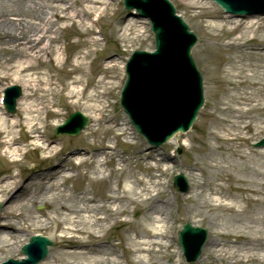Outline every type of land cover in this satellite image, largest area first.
<instances>
[{
    "label": "bare ground",
    "instance_id": "1",
    "mask_svg": "<svg viewBox=\"0 0 264 264\" xmlns=\"http://www.w3.org/2000/svg\"><path fill=\"white\" fill-rule=\"evenodd\" d=\"M91 3L104 4L103 0H0V85L12 80L24 90L15 121L0 112V155L23 153L20 138L13 131L21 127L27 129L31 140L28 148L39 147L46 155L43 160L52 161L49 169L25 176V182L20 171L0 177V202L6 205L0 220V257L10 253L20 232L37 230L52 232L54 237L59 233V244L69 249L49 254L42 264H121L114 253L121 243L108 244L104 237L111 229L124 225L126 238L122 245L128 264H164L161 260L173 246L169 226L173 204L171 199L162 198L166 191L161 183L152 182V176L148 181L137 178L129 160L112 152L110 148H115L108 141L99 139L100 127L95 130L92 125L84 134V139H92L90 149L73 148L64 160L59 158L62 149L48 144L41 133L43 115L55 119L61 116L52 110L57 96L86 111H95L99 126L105 120L104 113L110 107L105 96L112 83L99 78L90 94L88 86L80 91L76 88L89 83L87 60L91 53L80 51L81 47L89 48L88 39L74 42L79 50L71 60L75 68L70 76L78 74L74 80L60 87V81L57 83L50 75V67L63 71L69 61L62 57L64 30L75 25L84 34L87 32L90 15L97 9H92ZM185 6L201 9L200 18L216 20L206 26L207 37L213 43H205L203 50L210 53L219 47L230 55L219 65L224 88L219 116L213 118L208 131L215 144L208 145L211 151L204 152L201 162L191 167L193 184L184 197L188 217L199 218L209 226L205 256L198 264H264V151L243 150L247 142L264 134V15L220 18L204 4L188 2ZM101 17L99 13L98 20ZM61 22L64 26L59 25ZM223 22L228 24L229 40H218L217 34L209 31H216ZM136 28L135 21H127L122 33L126 35V31ZM53 44H57L56 51ZM91 44L98 47L100 39L92 38ZM42 64L47 71L33 74ZM169 83L177 101L185 104L182 91L172 80ZM157 97L160 101L166 99ZM112 158L117 160L118 168L108 171L105 166ZM22 161L13 160L16 169ZM147 165L151 172L159 167ZM80 168L86 172L77 173ZM194 171L200 175L195 177ZM210 176L213 181L207 180ZM77 180L87 181V185L76 186L73 182ZM99 183L104 184L101 191L96 187ZM38 205L47 210L37 213L34 208ZM138 209L143 210L140 218L131 219ZM177 261L179 264L180 258Z\"/></svg>",
    "mask_w": 264,
    "mask_h": 264
},
{
    "label": "rangeland",
    "instance_id": "2",
    "mask_svg": "<svg viewBox=\"0 0 264 264\" xmlns=\"http://www.w3.org/2000/svg\"><path fill=\"white\" fill-rule=\"evenodd\" d=\"M177 8L178 13L184 18L186 23L189 25L192 32L195 33V35L198 37V43L194 47L192 51L193 58L196 62L197 67L199 68V71L202 74L203 80H204V95H205V104L202 110L199 112L198 117L196 121L193 124L192 129L185 133L181 134L180 137H174L172 140H170L168 143L158 147V148H152L149 149V146L146 142V140L140 136L137 132L134 130L135 134V141L138 142L136 146H133L131 144L132 139L129 137V133H133V127L131 126L128 117L126 114H124L122 107L120 105V94L125 82V77L122 72V69H124L129 57L132 55V53L135 50H145V51H152L154 50V38L153 34L151 33V23L148 19H141L137 18L134 11H128L123 7L122 0H103L104 4H89L92 9H95L92 11V15H98L99 13L102 14L103 18L100 22L103 30V38L105 39L106 45L100 47V51L98 53L97 58L95 59L94 63L92 64V68L90 69V74L86 78V80H89V83L85 82L83 86L86 84L88 85L87 88V94H90L95 86V81L99 78L104 77L105 81L107 83H112L110 86L109 94L105 96V99L110 102L111 107L107 109V111L104 113L105 120L102 123V126H99L96 122V118L98 116L95 111H86L84 107L81 105H72L71 103H68L66 98L64 96H57L55 98V108L52 110H57L61 113V116L57 119L55 118H47L45 120V123L40 124L43 130L45 131V138L49 141H52L53 145L60 149L62 145L67 148V150L72 149L74 147H80V148H87L90 149V140L84 139V133H86L90 126H93L95 130H97L100 127L99 130V139L106 141V143L109 142L110 146L115 147V151L112 150V152H115L117 155L124 157L126 160H129V167L131 169L135 170V174L137 178L139 179H145V181H148L149 178L152 176L154 177L152 182L155 181L157 183H162L163 187L167 189L166 196H164V199H171L173 202V215L171 216L172 219L170 223L174 227V239L172 241L173 247L168 252V256L161 260L164 264H173V262L176 260L175 257L179 254V252L182 255V264H188L185 261V258L183 257V254L181 252V249L179 247V232L182 229V226L186 222H191L194 226H199L202 228H205L208 232V238H209V226L207 222H200L199 218H189L184 197L186 194H183L179 192V190L174 186L173 179L178 174H184L186 178L188 179L189 188L193 184L192 176H191V167H194L196 165V161L199 163L200 158L203 156L204 152H210L211 150L208 148V145L211 146L215 144V141L213 139H209L210 136H208V131L210 129L209 125L211 124V121H213V118L218 115V109L220 107L219 100L220 97L222 98L221 92L223 91L224 84H223V77L220 72V63L225 60V57L230 56L226 54V51L221 50L219 47L218 49L211 50L210 53H207L203 50V47L205 43L211 42L208 37L207 33L205 31L207 24L210 25L211 23H215L216 20L213 19H206V18H200L198 15L201 13V9H189L185 6L186 3H199L204 4L206 8H210L211 14H214L216 16H219L220 18H223L226 14L223 12V10L212 0H170ZM86 5V4H85ZM98 10V11H97ZM232 17H236V19H245L241 16L239 18L238 16L231 15ZM53 20H56V18H52ZM127 21H135L137 23V28L133 31H126V35L122 33V30L125 28V25L127 24ZM72 22H67V25H71ZM226 23H222V27L218 28L216 31L213 32L211 28H209V31L214 33L217 36L218 40H229L231 36L226 32V29L228 28V24L224 25ZM60 26H64V23H59ZM222 28L224 30L222 31ZM83 29L73 25L71 28L64 30L63 34H61V39L63 41L67 42V51L69 53L70 60L67 64L64 66V70L60 71L55 69L53 66L50 67V75H52L55 79V81L59 83L58 85L61 87V85H65L67 82H70L74 80L75 77L78 76V74L70 76V71H73L74 64L72 58L77 53L78 47L74 45L75 41L80 42L81 40L88 39L86 43H89V48L87 47H81L80 51L82 53H86L88 50L91 53V41L93 33L88 28L87 32L84 34ZM218 35L222 36L219 37ZM217 40V41H218ZM213 43V42H211ZM57 44H53L54 50L57 47ZM1 47V46H0ZM248 48H251V46H248ZM246 47V49H248ZM1 49V48H0ZM56 51V50H55ZM55 53V52H54ZM0 54H2L0 52ZM236 57H239V54H235ZM91 57H93V54L91 53ZM90 57V58H91ZM208 61H211V65H209ZM52 65L55 64V62L51 63ZM45 65L42 64L39 66L38 70H34L33 74L40 75L41 73H45L47 70L44 68ZM213 69V70H212ZM18 85L20 88L23 89V87L19 84H14L12 80L4 81L3 84L0 85V94L1 92H5V89H7L9 86ZM83 86L76 85V88L78 91L82 89ZM98 91H100L98 89ZM23 92V91H22ZM21 97L17 101L16 106V113L12 116L14 118H11L12 121H15L16 115L19 113V108L21 103L20 100ZM229 99V97H227ZM75 111H80L82 114H84L88 119L90 120V124L87 126V128L82 132V134L78 137H70L67 135H60L58 137L54 136V131L57 126L54 124L60 123L62 124L67 117ZM116 127V128H113ZM106 128L108 130L102 129ZM21 127L14 128V134L15 137L20 138V147L23 149V153L19 154L17 156H8L4 157L3 155H0V177L6 175V174H17L18 170L16 169V166L13 164V160L15 158H22L23 161L19 162L18 169L21 170V172L24 175V182L26 181V177L28 178L33 175L35 170L42 169L38 172L45 171V169H49V162L44 161V153H41L39 149H36L32 145V147L28 148V144L31 142V140L28 138L27 129L22 130ZM118 130V131H116ZM125 131V132H122ZM215 130V129H213ZM122 134V135H119ZM264 138V134L261 135L259 138H255L247 142L246 146L243 148L246 152H258V151H264V148L262 149H256L254 148L253 144L259 142ZM108 141V142H107ZM179 148H182V152L178 153ZM70 152V151H69ZM68 151L66 153L60 152L61 154H64L63 156L59 157L62 160L65 159V157L69 154ZM23 154H25L23 156ZM150 156V157H149ZM149 157V158H148ZM167 157L169 160H167ZM103 159V158H102ZM147 163L152 166H158L159 167L154 170L150 171L147 168ZM198 163V164H199ZM37 168V169H36ZM117 160L115 158L112 159V162L109 163V169H117ZM76 170V169H75ZM77 173H84L86 172L85 168H80ZM74 174V172H71ZM209 174V173H208ZM195 177L199 176V171H194ZM26 176V177H25ZM212 176L209 177V181H213L211 179ZM76 186H86L87 181H81L77 180L73 182ZM70 186L72 184L70 183ZM97 190L101 191L104 187V184H96ZM152 192V191H151ZM174 197L176 199H174ZM6 205L2 204V212L5 210ZM34 210L37 213H41L47 210V208L44 205H38L34 208ZM140 212L136 213V219L140 218L141 214L143 213L142 209H138ZM1 212V213H2ZM0 213V220L2 219V214ZM170 217V218H171ZM126 227L123 225L121 227H118L114 230H112L109 235L106 237L105 240L113 241L114 238L119 239L120 242H124L126 238V233L124 231ZM36 233H43L44 236L50 238L54 243H56L55 248H50V254H53L55 251H58L60 248L63 251H67L69 249L64 246V248L60 247L57 240V236H59V233H56L55 237L52 235V232H38L37 230H28V231H22L18 235L19 238H16L13 240V243L10 248V253L7 255L3 254L0 257V262H6L10 258H20V251L18 250L20 244H25L26 239L29 238L31 235ZM124 250V245H120L119 249L116 251L114 250V253L119 254V251ZM162 254H165V250H162ZM205 256V251L203 248L201 257ZM127 258V255H126ZM129 259V258H128ZM127 259V260H128ZM111 264V263H110ZM122 264H125L123 262ZM194 264H198V261Z\"/></svg>",
    "mask_w": 264,
    "mask_h": 264
},
{
    "label": "water",
    "instance_id": "3",
    "mask_svg": "<svg viewBox=\"0 0 264 264\" xmlns=\"http://www.w3.org/2000/svg\"><path fill=\"white\" fill-rule=\"evenodd\" d=\"M126 5L130 8L136 7L132 0H125ZM223 8L229 12H236L235 8L228 0H215ZM170 8V7H169ZM142 14L141 8L137 7ZM173 15V9L170 8ZM178 24L184 30L183 35H189L186 31V26L179 20ZM153 31L156 36V48L157 53L154 55L136 54L129 64V79L125 88V95L123 103L128 112L134 119L137 127L144 132L150 139L159 143V140H166L170 138L174 133L178 131L186 132L193 123L198 110L203 105V97L201 91V82L198 78V82L194 84V90L197 93V97H194V101L191 105L186 103H179L175 101V96L169 92L168 87H164V79L166 77L165 67V55L162 54L166 49V39L163 35V30L157 27L154 21ZM192 42H195L193 38ZM190 43L187 44L186 52L190 48ZM190 62L192 71L195 72L193 64ZM136 65H138L136 67ZM136 68V69H135ZM132 96L133 101L130 100ZM150 96V97H147ZM154 97V101L153 98ZM157 96H162L165 101H160ZM9 110H14V105L8 106ZM81 118V122H74L75 119ZM149 121H145L148 119ZM87 124L86 118L80 114H75L71 117V120L67 123L64 131L74 134L80 133V131ZM68 128H73L71 129ZM186 190V186L183 188ZM182 245L186 256L190 262L195 261L201 252L202 246L206 241V231L200 228H193L189 223L184 227L181 234ZM47 243V242H46ZM43 246L42 255L45 256L47 249L46 245Z\"/></svg>",
    "mask_w": 264,
    "mask_h": 264
}]
</instances>
